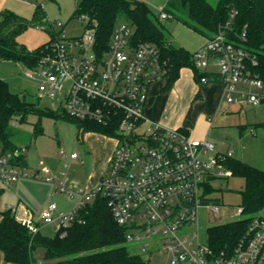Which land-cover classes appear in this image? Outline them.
Returning <instances> with one entry per match:
<instances>
[{"label": "built area", "instance_id": "1", "mask_svg": "<svg viewBox=\"0 0 264 264\" xmlns=\"http://www.w3.org/2000/svg\"><path fill=\"white\" fill-rule=\"evenodd\" d=\"M171 16L162 9L159 19ZM80 35L68 36L58 24L51 43L40 63L29 68L27 75L39 79V92L55 98L67 80L69 86L61 108L78 121L95 122L113 128L115 135H105L116 142L113 154L103 167L98 184L89 191L80 190L76 208L57 214L51 204L41 214L38 224L29 211L19 216L18 208L10 209L32 233L41 226L52 225L55 234L66 236L77 221L83 206L97 196L107 199L118 225L125 232L128 248L138 255L167 257L165 264H264V217L252 218L246 234L233 249L214 251L199 238L198 211L206 207L214 216L219 213L212 201L213 183L232 176L226 166L233 150L221 151L215 142L194 139L184 129H173L151 122L145 114L152 84L166 80L167 67L158 47L139 42L132 24L121 22L101 54L96 36L84 16ZM43 30L47 25H40ZM250 54L231 42L224 34L207 39L204 47L193 53L196 67L209 68L214 59L216 77H202L201 84L220 82L224 100L231 105L259 106L264 95V82L250 71ZM254 87L257 93L248 88ZM27 155V147L0 152V182L10 186L23 178L41 179L56 190L71 195L66 182L58 183L49 169L32 173L18 164ZM62 155L67 157L63 152ZM71 159H78L73 153ZM242 210L240 209V214ZM146 259L152 264L150 259Z\"/></svg>", "mask_w": 264, "mask_h": 264}, {"label": "trees", "instance_id": "2", "mask_svg": "<svg viewBox=\"0 0 264 264\" xmlns=\"http://www.w3.org/2000/svg\"><path fill=\"white\" fill-rule=\"evenodd\" d=\"M42 6L38 3L34 12L41 24ZM164 10L206 39L226 35L231 42L250 54L249 69L264 82V0H217L215 4L210 0H168ZM81 16L86 18L95 33L99 54L107 49L115 27L121 22L133 25L139 42L155 44L167 67L166 90L178 81L183 68H192L197 82L202 77L217 76L198 69L193 53L174 45L166 37L163 26L154 19L152 8L142 0H80L69 21ZM67 23L62 25V29L66 28ZM28 27L23 19L11 12L2 14L0 59L22 63L28 68L38 66L51 39L32 52L27 50L17 38ZM30 114H36L40 119L69 120L76 124L78 137L89 132L115 135L112 127L78 121L69 117L62 108L56 111L41 108L25 95L13 93L9 83L0 78L1 153L20 146L14 142L16 131L12 121L17 119L24 123ZM42 131L38 122L35 133ZM26 163L27 155L18 160L23 167ZM226 166L233 176L245 180L241 191V214L248 217L209 229V245L216 252L233 249L246 234L252 218L264 209V170L234 157L228 158ZM2 193L0 189V198ZM208 193H213V189L210 188ZM212 201L218 203V199ZM0 216V251L6 264H150L128 248L125 232L116 222L107 199L102 196H97L79 210L77 221L68 228L64 237L59 233L48 236L41 230L32 233L10 209L0 210ZM38 249L44 250V259L49 263L38 262Z\"/></svg>", "mask_w": 264, "mask_h": 264}, {"label": "rangeland", "instance_id": "3", "mask_svg": "<svg viewBox=\"0 0 264 264\" xmlns=\"http://www.w3.org/2000/svg\"><path fill=\"white\" fill-rule=\"evenodd\" d=\"M142 1L152 8L155 21L163 26L166 37L174 45L185 47L191 53L204 47L206 38L178 20L173 17L166 20L158 19L160 11L166 7L168 0ZM79 2L80 0H0V21L2 14L7 11L23 19L29 27L20 33L17 40L32 52L51 39L53 30L57 31L59 28L58 24L64 25L68 22L65 28V34L68 36L82 33L83 23L80 20L69 21ZM210 2L215 4L217 0ZM38 3L43 5L40 13L43 16L42 24L38 21V17L34 16ZM40 25H47V29H41ZM202 44L204 45L201 47ZM214 61V59L209 60V68H214ZM28 69L22 63L0 59V78L9 83L13 93L25 95L29 101L41 108L53 111L60 109L69 82L67 80L64 82L63 89L55 98H49L39 92L40 81L37 76L28 77ZM192 71V68L183 71L182 80L174 86V94L163 96L161 113L178 119L179 125H187L191 129L192 138L197 139L198 134H203L205 137L202 140L208 137L211 141H225V149L231 147L234 158L264 170V101L259 106L247 105L241 109L229 105L224 100L219 113L211 114L210 102L199 95L200 83L194 81L198 87L193 88L189 86L188 81H184L185 76H191ZM248 90L258 92L254 87H249ZM261 93L264 95V89ZM38 122L43 128L41 133H35ZM12 126L16 131L14 142L27 147L26 171L32 173L33 169L38 168L40 176L44 177L43 169H49L58 183L66 182L71 195L56 190L53 184L44 180L23 178L11 187L2 189L0 198L2 211L6 210L7 206L15 208L18 199H21L35 211L37 217L51 204H56L58 207L56 215L71 212L81 200L78 192L89 191L97 179L99 182L103 167L116 147L115 140L100 133H86L83 137H78L79 130L76 124L69 120L47 117L40 119L36 114H30L24 123L14 119ZM63 152L67 157L62 155ZM73 153L79 158L71 159L70 155ZM213 186L214 191L210 197L218 199L219 213L214 216L206 207L199 209V238L202 243L208 241L210 228L248 217L240 214L241 191L245 186L243 178L233 175L223 177L215 181ZM259 215L264 217V209ZM41 231L48 236L55 235V228L52 225H43ZM37 258L39 263H49L44 259L43 249H38ZM148 259L152 264L167 262L166 256L158 254Z\"/></svg>", "mask_w": 264, "mask_h": 264}, {"label": "crops", "instance_id": "4", "mask_svg": "<svg viewBox=\"0 0 264 264\" xmlns=\"http://www.w3.org/2000/svg\"><path fill=\"white\" fill-rule=\"evenodd\" d=\"M206 41H207V39H205V43H206ZM204 44H202L201 47ZM183 48H185V47H183ZM187 69L188 68H183L181 70L180 78L178 79V81L182 80L181 79L182 78V73H183V71H185ZM206 71L208 73H210V74H215V73L218 72V68L216 66H214V68H212V67L208 68ZM178 81H176L174 86L178 83ZM184 81H188L190 87H192V86H193V88H197L198 87V85H196V83H194V81H196V79H195V75H194L193 71L191 72V76H185V80ZM155 83L151 85L150 90H149L148 101H147V105H146V108H145L146 117L151 122L159 123V124H161L163 126H166L168 128L184 129V130L188 131L190 136H191L192 135L191 129L187 125L186 126L179 125L178 124V122H179L178 119L172 118V117L169 116V114H166V113L163 114L160 111L161 108H162L163 96L164 95H173L175 87L173 86L172 88L166 90L165 89V86H166V83H167L166 80L158 81V82H155ZM197 83H200V82H197ZM200 85L201 86H200V88L198 90L200 97L202 99L206 98L208 100V102H210L209 112L211 114H215L216 115L217 113H219V111L221 109V106L224 103V86H223V84L220 83V82H211V83H208V84H201L200 83ZM229 105H231V104H229ZM234 106L237 107V108H241V109L243 108V107L238 106V105H234ZM251 132H253L252 129H251ZM89 133H93V132H89ZM263 135H264V133H263ZM204 137L205 136L203 134H198L196 136V138L199 139V140H202ZM206 139H208V137H206ZM213 142L216 143V145L218 146V148L221 151H226L229 148L231 149V147H228V148L225 149V141H221V140L216 141L215 140ZM109 158H110V156H109ZM27 166H28V163H26L25 168ZM33 170L37 171L38 168H35ZM16 183H18V181L13 183V184H16ZM97 183H98V179H97V182L95 183V185ZM12 185L7 186V188L11 187ZM4 187H6V186H4L0 182V189H3ZM16 207L18 208L19 216H23L25 211H29L31 213V215L34 217V220L38 224H40L42 222L41 215L39 217H37V215L35 214V211L30 206L26 205L21 199H18ZM8 208H9V206H7L6 210ZM0 220H1V216H0ZM41 230H42V228H41ZM0 264H6L5 261H4V255H3V253L1 251H0Z\"/></svg>", "mask_w": 264, "mask_h": 264}, {"label": "water", "instance_id": "5", "mask_svg": "<svg viewBox=\"0 0 264 264\" xmlns=\"http://www.w3.org/2000/svg\"><path fill=\"white\" fill-rule=\"evenodd\" d=\"M211 200H215V199H211Z\"/></svg>", "mask_w": 264, "mask_h": 264}]
</instances>
